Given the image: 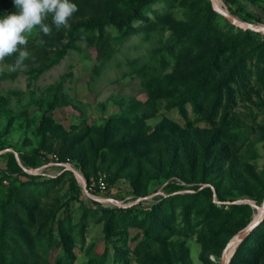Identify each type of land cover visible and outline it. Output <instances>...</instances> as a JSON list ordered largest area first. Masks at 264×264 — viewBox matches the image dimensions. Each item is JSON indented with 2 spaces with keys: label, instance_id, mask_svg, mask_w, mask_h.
Listing matches in <instances>:
<instances>
[{
  "label": "rangeland",
  "instance_id": "rangeland-1",
  "mask_svg": "<svg viewBox=\"0 0 264 264\" xmlns=\"http://www.w3.org/2000/svg\"><path fill=\"white\" fill-rule=\"evenodd\" d=\"M215 1L238 19L264 26V0ZM71 2L78 11L69 28L56 30L49 16L50 35L34 30L26 70H10L16 54L0 61V203L12 185L3 177L10 154L22 163L20 154L32 156L39 148L50 161L28 168V173L53 177L71 171L83 202L73 193L69 173L46 184L44 192L27 186L19 195L35 205L33 233L44 223L46 231L57 235L63 219L72 234V264H89L91 251L105 249L106 264H219L225 244L259 215L264 201V75L261 65H253L258 55L247 57L248 78L232 84L233 97L217 113L206 117L190 103L182 112L155 78L174 68V29L190 25L194 14H201L197 11L203 0H155L137 12L138 0ZM15 11L13 0H0V18ZM231 24L216 20L213 29H233L240 39L251 30ZM252 31L264 41V30ZM44 118L52 119L46 133L40 130ZM162 123L176 127L161 143H135L136 131L152 133ZM60 155L82 158L88 179L75 163L60 161ZM170 181L180 185L177 192L183 195L172 197L156 213L154 221L160 225L149 236L138 218L131 222L123 214L92 211L98 207L95 200L103 206L150 201L172 191L174 187H166ZM205 187L212 189L217 205L226 204L224 210L209 211L208 197L193 200L190 194ZM234 203L247 204V211L231 209ZM35 240L38 250L28 260L55 264L62 252L58 241L52 240L46 250ZM166 241H176L178 252L154 250Z\"/></svg>",
  "mask_w": 264,
  "mask_h": 264
},
{
  "label": "trees",
  "instance_id": "trees-1",
  "mask_svg": "<svg viewBox=\"0 0 264 264\" xmlns=\"http://www.w3.org/2000/svg\"><path fill=\"white\" fill-rule=\"evenodd\" d=\"M155 0H138L136 12L143 8L148 3ZM232 0H226L230 5ZM200 10L201 14H194V18L190 21L187 27H177L174 29L173 39L174 42L170 46L171 55L177 53L174 68L170 74L166 76H157L158 86L167 95L174 99L182 112L186 111V104L190 103L194 110L204 113L206 117H211L213 113H217L221 105L226 102L229 97H233L232 84L238 79L248 78V69L250 68L247 62V57L254 54L258 55V59L253 65H261L259 71L264 75V41L257 39L258 34L252 30L243 31L244 38L240 39V33L234 32L233 29H226L221 33L214 28L215 21L223 20L226 25L233 27L228 19L218 13L212 8L209 0H203ZM130 21L135 19V16H129ZM247 19V18H244ZM130 21L127 23L130 25ZM196 23V25H194ZM130 32L126 31V35ZM229 35H235L227 38ZM229 45H226V43ZM62 53H64L62 51ZM61 57V56H60ZM60 59V58H59ZM57 59V61H59ZM165 61L166 59L163 58ZM171 87H170V86ZM181 86V88H180ZM165 88V89H164ZM167 89V90H166ZM52 119L44 118L40 124V130L46 133L49 129V124ZM176 126L162 123L158 125L157 129L152 133H136L134 134L142 146H155L162 142V140L170 134ZM52 128V126L50 127ZM109 137H104L107 140ZM103 144H104V141ZM122 148L126 145H120ZM59 156V155H58ZM22 160L21 165L16 159L14 154H10L8 160V167L4 170L3 177H8L12 185L8 189L7 196L0 203V264H41L37 259L33 261L28 260V255H34L37 252L36 239L42 249H47L48 244L54 240L58 241L57 244L62 246V252L56 259L55 264H72L74 256L72 250V234L66 230V224L62 221L59 222L57 228V235H53L54 231L45 230L46 224L36 228L35 233L31 231V227H35L36 216L35 205L24 201L19 191L21 188L27 186L34 187L36 190L44 192L46 184L57 182L65 174L69 173L72 177V189L76 198H82V189L71 171L65 170L60 175L46 176L45 174H32L28 173L24 167L38 168L45 163L49 162L48 155L42 153L39 148H35L32 156L20 154ZM60 161H70L80 168L88 179L89 175L85 171V161L80 157L62 156L59 157ZM24 166V167H23ZM175 181L167 183L168 188L174 187L172 191L168 190L165 194H158L150 201H139L136 204L128 206H103L98 201H93L98 207L93 208V212L105 214L106 216H113L123 214L131 222L138 218L137 222L142 228L146 229V234L149 236L150 231L155 230V225L160 224L154 221L156 213L162 209L163 205L174 196H182V193L177 192L179 184ZM22 186V187H20ZM198 188V186L196 187ZM217 190L219 186L216 184ZM176 191V192H175ZM174 192V193H172ZM264 192V191H263ZM135 195L136 193H132ZM263 194V193H262ZM141 195V194H139ZM145 195V194H144ZM189 195V194H186ZM190 196L193 200L201 202L203 197L209 198V208L224 210L225 203L217 205L213 201V191L210 187H205L197 192L191 193ZM220 200L225 198L220 194ZM83 199H80L83 202ZM231 209L247 211V204L234 203L230 205ZM22 211V212H21ZM231 212V210H228ZM140 216L146 217L140 220ZM151 219V224L148 226V220ZM164 227V226H163ZM150 228V229H149ZM107 231L108 226L106 227ZM112 230V229H111ZM161 231L160 234L165 232ZM40 239V240H39ZM46 241L45 245L41 241ZM22 243L28 248L23 251ZM226 246V244H225ZM224 246V247H225ZM223 247V249H224ZM162 249L165 253L172 251L178 252L176 241H166L156 247L154 250L159 251ZM222 249V251H223ZM107 250L104 253L90 252L89 264H106L107 263ZM118 253L123 252L116 249ZM221 251V253H222ZM27 254V255H26ZM229 264H264V221L256 227L251 234L240 243L235 253L233 254Z\"/></svg>",
  "mask_w": 264,
  "mask_h": 264
},
{
  "label": "clouds",
  "instance_id": "clouds-1",
  "mask_svg": "<svg viewBox=\"0 0 264 264\" xmlns=\"http://www.w3.org/2000/svg\"><path fill=\"white\" fill-rule=\"evenodd\" d=\"M17 11L0 18V61L16 54L10 70H26L29 59V38L34 30L50 35L52 27L45 23L51 16L56 30L69 28V20L78 11L71 0H13ZM42 45L43 40L39 41Z\"/></svg>",
  "mask_w": 264,
  "mask_h": 264
},
{
  "label": "water",
  "instance_id": "water-1",
  "mask_svg": "<svg viewBox=\"0 0 264 264\" xmlns=\"http://www.w3.org/2000/svg\"><path fill=\"white\" fill-rule=\"evenodd\" d=\"M211 1H212L213 9L215 11H217L218 13H220L221 15H223L231 23H233L239 27L245 28V29L264 30V26L258 25V24H250L248 22L242 21V20L238 19L237 17H235L231 12H229L228 10H225L220 5H218L215 0H211ZM18 161L20 164H22L19 159H18ZM27 169L28 168H26L25 170L28 172ZM68 169H70V167ZM76 175H77V178L79 181L80 180L84 181L82 175H79L78 173ZM97 200H101V199L97 198ZM263 221H264V201H263L262 207L259 210V215L251 223H249L244 229H242L241 231H239L238 233H236L235 235H233L229 239V241L227 242L226 246L224 247V249L222 251L219 264H229L233 254L235 253V251H236L237 247L240 245V243L242 241H244L251 234V232L256 227H258ZM233 247H234V250L232 251V253L230 255V251Z\"/></svg>",
  "mask_w": 264,
  "mask_h": 264
},
{
  "label": "built area",
  "instance_id": "built-area-1",
  "mask_svg": "<svg viewBox=\"0 0 264 264\" xmlns=\"http://www.w3.org/2000/svg\"><path fill=\"white\" fill-rule=\"evenodd\" d=\"M30 169H33V168H30ZM98 183H99V187H101L102 189L105 188L106 184L102 177L99 178ZM118 206H124V205H118Z\"/></svg>",
  "mask_w": 264,
  "mask_h": 264
},
{
  "label": "bare ground",
  "instance_id": "bare-ground-1",
  "mask_svg": "<svg viewBox=\"0 0 264 264\" xmlns=\"http://www.w3.org/2000/svg\"><path fill=\"white\" fill-rule=\"evenodd\" d=\"M233 250H234V247L231 249V251H230V255H231V253H232Z\"/></svg>",
  "mask_w": 264,
  "mask_h": 264
}]
</instances>
